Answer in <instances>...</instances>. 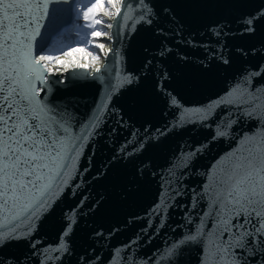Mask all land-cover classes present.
Listing matches in <instances>:
<instances>
[{"label":"snow or ice","instance_id":"snow-or-ice-1","mask_svg":"<svg viewBox=\"0 0 264 264\" xmlns=\"http://www.w3.org/2000/svg\"><path fill=\"white\" fill-rule=\"evenodd\" d=\"M0 264H264V0H0Z\"/></svg>","mask_w":264,"mask_h":264},{"label":"water","instance_id":"water-1","mask_svg":"<svg viewBox=\"0 0 264 264\" xmlns=\"http://www.w3.org/2000/svg\"><path fill=\"white\" fill-rule=\"evenodd\" d=\"M75 90L84 98L91 100L95 95V89L87 87H76ZM226 147V146H223Z\"/></svg>","mask_w":264,"mask_h":264},{"label":"rangeland","instance_id":"rangeland-1","mask_svg":"<svg viewBox=\"0 0 264 264\" xmlns=\"http://www.w3.org/2000/svg\"><path fill=\"white\" fill-rule=\"evenodd\" d=\"M100 42H103V41L101 40ZM109 46H111V45H109ZM88 50H89V51H92L93 49H92V48H89Z\"/></svg>","mask_w":264,"mask_h":264}]
</instances>
